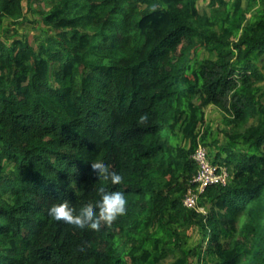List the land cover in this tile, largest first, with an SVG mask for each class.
Segmentation results:
<instances>
[{
    "label": "trees",
    "instance_id": "16d2710c",
    "mask_svg": "<svg viewBox=\"0 0 264 264\" xmlns=\"http://www.w3.org/2000/svg\"><path fill=\"white\" fill-rule=\"evenodd\" d=\"M197 1L0 0V264H264V0L248 17ZM209 105L236 128L224 140L201 133ZM198 141L229 171L204 212L182 203ZM101 187L128 200L112 224L48 215Z\"/></svg>",
    "mask_w": 264,
    "mask_h": 264
},
{
    "label": "clouds",
    "instance_id": "9594fccd",
    "mask_svg": "<svg viewBox=\"0 0 264 264\" xmlns=\"http://www.w3.org/2000/svg\"><path fill=\"white\" fill-rule=\"evenodd\" d=\"M91 171L104 180H110L113 184H118L123 177L118 172L110 170L108 164L104 162H94ZM99 199L93 204H86L79 210L74 209L71 204L64 200L54 203L48 208V215L56 221L77 230H100L101 222L112 224L119 217L123 216L127 210L128 200L125 193L119 190L107 191L103 187L98 189ZM77 251L83 252V248Z\"/></svg>",
    "mask_w": 264,
    "mask_h": 264
},
{
    "label": "built area",
    "instance_id": "2783aa9c",
    "mask_svg": "<svg viewBox=\"0 0 264 264\" xmlns=\"http://www.w3.org/2000/svg\"><path fill=\"white\" fill-rule=\"evenodd\" d=\"M196 165V172L191 179L192 186L187 187L182 198V203L187 208H193L204 212L203 207L198 205L200 193L212 184H226L229 178L227 166L213 163L206 146L198 141L194 151L191 154Z\"/></svg>",
    "mask_w": 264,
    "mask_h": 264
},
{
    "label": "rangeland",
    "instance_id": "374dc122",
    "mask_svg": "<svg viewBox=\"0 0 264 264\" xmlns=\"http://www.w3.org/2000/svg\"><path fill=\"white\" fill-rule=\"evenodd\" d=\"M37 2H34L33 5H37ZM43 3H41L42 5ZM197 5L199 8V11H208V6H207V2L206 0H198L197 1ZM242 5L244 8H247V13L246 16L248 17L251 13H257L260 11V9L262 8V2L261 1H257L255 3L249 2L248 0H242ZM32 18L37 17L36 14H29ZM20 33H25L28 35L29 39L31 40V43L33 45H35V42L33 41L34 35L38 34L37 30H33L31 29V26L29 24H21L20 25ZM202 56L206 57L209 56V54L206 51H203L201 53ZM259 65H264L262 62L259 63ZM259 71H261V73H263L264 75V70L260 69ZM256 86H258L260 88L259 91V95H261V98L264 99V78L262 80H259L257 82H255ZM205 115H204V119H205V125L202 127L201 129V133H203L205 131V128H209L208 129V133L209 136L207 137V141L210 142L213 135H218L217 137L220 140H224V132L225 131H229L230 129H236L235 126L233 125H226L225 120H224V114L215 106L213 105H209L205 108L204 110ZM240 130V129H239ZM207 148V147H206ZM211 149V148H210ZM207 148L208 153L211 154L214 153L215 151L211 150ZM173 259V256L169 255L167 256L164 260H162V263H166V262H170Z\"/></svg>",
    "mask_w": 264,
    "mask_h": 264
}]
</instances>
